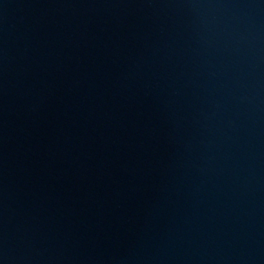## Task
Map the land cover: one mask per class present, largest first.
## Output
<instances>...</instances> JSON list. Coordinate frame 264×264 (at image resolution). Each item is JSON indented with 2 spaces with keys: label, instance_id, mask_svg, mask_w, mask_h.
I'll list each match as a JSON object with an SVG mask.
<instances>
[{
  "label": "water",
  "instance_id": "1",
  "mask_svg": "<svg viewBox=\"0 0 264 264\" xmlns=\"http://www.w3.org/2000/svg\"><path fill=\"white\" fill-rule=\"evenodd\" d=\"M30 0H0V80Z\"/></svg>",
  "mask_w": 264,
  "mask_h": 264
}]
</instances>
